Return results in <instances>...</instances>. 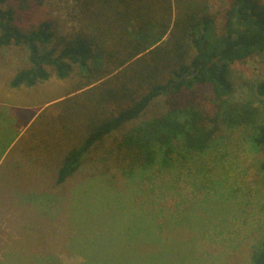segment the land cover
<instances>
[{"label":"rangeland","instance_id":"rangeland-1","mask_svg":"<svg viewBox=\"0 0 264 264\" xmlns=\"http://www.w3.org/2000/svg\"><path fill=\"white\" fill-rule=\"evenodd\" d=\"M195 1L219 34L231 0ZM15 2L23 32L50 25L55 38L45 48L60 52L79 32H93L82 26L77 0ZM67 65L68 76L48 69L47 81L13 89L14 76L32 66L29 51L0 46V264H251L264 243V151L250 142L256 128H224L206 153L132 172L109 157L113 135L58 185L63 154L93 116L111 113L101 93L121 78L118 71L89 85L93 74ZM231 73L233 102L253 103L264 125L256 93L264 53L235 62ZM194 91L210 103L211 87Z\"/></svg>","mask_w":264,"mask_h":264},{"label":"trees","instance_id":"trees-1","mask_svg":"<svg viewBox=\"0 0 264 264\" xmlns=\"http://www.w3.org/2000/svg\"><path fill=\"white\" fill-rule=\"evenodd\" d=\"M15 1L0 0V46H25L32 66L14 76L11 88L47 81L48 69L68 76L67 62L93 74L89 85L118 71L116 78L121 76L116 88L101 93L111 113L93 116L80 143L63 154L58 185L113 135L116 146L109 157H116L119 171L166 168L174 156L206 153L224 128H256L252 148L264 151L259 110L253 103L233 102L231 80L232 64L264 53L260 0H231L219 34L195 0H77L82 26L93 32H79L60 52L45 48L55 38L47 22L27 33L17 27ZM199 86L211 87L209 104L194 93ZM256 93L264 98V81ZM251 264H264V243Z\"/></svg>","mask_w":264,"mask_h":264}]
</instances>
